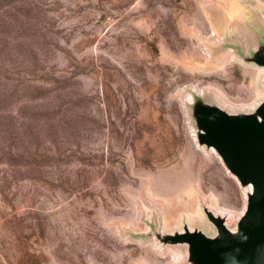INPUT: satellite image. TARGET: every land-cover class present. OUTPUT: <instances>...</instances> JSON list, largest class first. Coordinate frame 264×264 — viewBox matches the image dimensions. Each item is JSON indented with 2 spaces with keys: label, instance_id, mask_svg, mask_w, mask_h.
I'll use <instances>...</instances> for the list:
<instances>
[{
  "label": "rangeland",
  "instance_id": "obj_1",
  "mask_svg": "<svg viewBox=\"0 0 264 264\" xmlns=\"http://www.w3.org/2000/svg\"><path fill=\"white\" fill-rule=\"evenodd\" d=\"M253 16L264 0H0V264H181L143 240L154 207L171 229L202 202L239 214L185 103L264 97L263 67L206 52Z\"/></svg>",
  "mask_w": 264,
  "mask_h": 264
},
{
  "label": "water",
  "instance_id": "obj_2",
  "mask_svg": "<svg viewBox=\"0 0 264 264\" xmlns=\"http://www.w3.org/2000/svg\"><path fill=\"white\" fill-rule=\"evenodd\" d=\"M254 17L236 39L211 41L206 46L211 57L231 52L243 63L264 67V18ZM188 94L185 109L194 141L205 152L213 150L238 185L248 188L244 208L228 219L202 202V217H187L171 229L162 222V208L154 207L143 240L181 250V264H264V97L250 107L230 108L194 87Z\"/></svg>",
  "mask_w": 264,
  "mask_h": 264
},
{
  "label": "bare ground",
  "instance_id": "obj_3",
  "mask_svg": "<svg viewBox=\"0 0 264 264\" xmlns=\"http://www.w3.org/2000/svg\"><path fill=\"white\" fill-rule=\"evenodd\" d=\"M218 41H219V37H218ZM206 52L208 53V54H210V51H209V49H207L206 48ZM231 57H233V55H232V53L231 52H227L226 54H222L220 57H218L219 58V60L218 61H225V60H227V59H229V58H231ZM255 68V67H254ZM257 68H260V67H257ZM264 68V67H263ZM197 91H198V93H202L203 92V90L202 89H197ZM188 96H189V94H188ZM188 100H190V96H189V98H188ZM255 102H252L251 104H249V107L250 106H252L253 104H254ZM139 140V139H138ZM231 175V174H230ZM232 176V175H231ZM234 179H235V177L234 176H232ZM236 180V179H235ZM237 181V180H236ZM240 187V186H239ZM240 189H241V191H242V193L244 194V196H245V192H246V190H248V188H242V187H240ZM243 208H244V204H243ZM215 211H217V210H215ZM218 212L219 213H221V214H224V215H227V217H228V219H231L235 214H229V213H232V211H230V210H228V212L229 213H223V212H221L220 210H218ZM175 213H174V210H170L169 211V215H167L166 217H164V221L165 222H172V218L174 217L173 215H174ZM154 246H156L159 250H161V251H164L165 249H167V248H171V247H166V248H164V249H162L158 244H156V242L154 241ZM175 249V253L176 254H178L179 256H180V262H181V259H182V255H183V252H181V250H178V249H176V248H174Z\"/></svg>",
  "mask_w": 264,
  "mask_h": 264
}]
</instances>
